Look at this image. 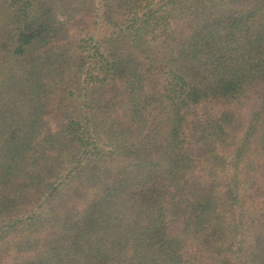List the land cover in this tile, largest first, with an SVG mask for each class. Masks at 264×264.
<instances>
[{
    "label": "trees",
    "instance_id": "obj_1",
    "mask_svg": "<svg viewBox=\"0 0 264 264\" xmlns=\"http://www.w3.org/2000/svg\"><path fill=\"white\" fill-rule=\"evenodd\" d=\"M0 264H264V0H0Z\"/></svg>",
    "mask_w": 264,
    "mask_h": 264
}]
</instances>
